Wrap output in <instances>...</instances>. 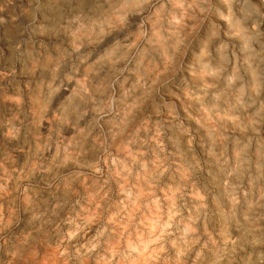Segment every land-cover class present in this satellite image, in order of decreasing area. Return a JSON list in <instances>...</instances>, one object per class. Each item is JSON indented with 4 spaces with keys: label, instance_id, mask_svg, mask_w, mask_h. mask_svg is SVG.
<instances>
[{
    "label": "clouds",
    "instance_id": "obj_1",
    "mask_svg": "<svg viewBox=\"0 0 264 264\" xmlns=\"http://www.w3.org/2000/svg\"><path fill=\"white\" fill-rule=\"evenodd\" d=\"M0 264H264V0H0Z\"/></svg>",
    "mask_w": 264,
    "mask_h": 264
}]
</instances>
